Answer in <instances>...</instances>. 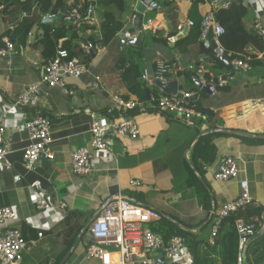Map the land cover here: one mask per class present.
Instances as JSON below:
<instances>
[{
    "label": "crops",
    "instance_id": "1",
    "mask_svg": "<svg viewBox=\"0 0 264 264\" xmlns=\"http://www.w3.org/2000/svg\"><path fill=\"white\" fill-rule=\"evenodd\" d=\"M84 1L64 0L58 13L64 8L63 16L69 15L68 21L75 24V4L79 7ZM157 1L159 9L151 10L146 0H125L124 12H118L114 7L92 5L90 15L95 21L88 24L95 28L83 30L80 22L78 26V32L91 45V41L102 38L100 25L106 11H115L117 18L124 22V29L107 45L101 42L95 47L92 45L94 55L78 34L75 44L80 53L77 57L85 61L89 70L78 79H66L74 90L73 95L59 87L44 85L40 98L21 111L24 117L15 111L6 119L3 112L8 109L7 104L16 101L28 85L40 79L36 63L45 61L40 42L44 30L34 25L27 32L28 18L23 17L22 12L2 13L6 1L0 4V35H4L3 40L11 38L13 43L7 55L0 58V121L6 123L12 148L8 156L12 167L0 169V205L15 206L19 211L17 226L28 242L20 264H101L99 259L87 257L90 241L87 226L108 200L118 194L155 208L161 217L166 216L195 233L198 240H202L196 248L200 264H222L221 250L212 246L208 248L205 243L210 238L213 215L241 195L242 180L248 181L252 200L264 207V102L260 106L253 104L256 99L264 100V62L256 66L250 63L248 70L233 65L232 68L225 65L214 69L211 64L207 66L210 79L231 72L233 80L222 88L207 83L215 88L214 92L198 87L194 79L196 75L191 73L189 76L183 71L187 72L188 65L199 58L200 42L182 40L194 26L184 27L179 34L177 26L188 20L200 22L216 6L209 0L196 9L188 0ZM256 1H242L248 9L244 27L249 31H255L257 19L264 24V0L260 5ZM138 14L145 35L142 46L135 47L124 43L123 37H127V32L131 37L138 34ZM150 19L153 25L147 29L145 26ZM11 25L15 28L11 29ZM176 34L177 41L168 40ZM134 51L142 62L140 79L148 86L144 91L145 98L131 93L122 77V59L129 53L127 60L130 61ZM87 54L91 59L86 57ZM263 55L264 51L258 58L263 59ZM161 63L178 66L177 72H168L161 81H177L178 92L192 91L194 102L214 112L213 127L206 122L208 118L202 125L196 122L187 124L173 113L160 111L155 106L152 97L166 93L154 83L156 78L152 76L146 81L142 75L146 68L153 74ZM97 77L100 80L97 81ZM116 94L141 101L142 104L134 109L115 112L116 116L122 114L135 121L140 136L132 139L114 135L110 158L93 161V171L89 175L77 176L72 171V153L80 147H91L90 113L108 116V109L116 107L113 101ZM36 114L50 119L55 159L43 158L29 169L23 164V153L30 142L24 120ZM205 135L213 136L216 147L213 162L197 160L194 153ZM229 156L236 158L239 174L234 179L218 181L215 173ZM16 176L20 179L15 180ZM132 180H138L139 185H131ZM31 187L51 196L55 204L66 202V207L49 210L44 216L36 208ZM204 190L210 194L208 209L199 200ZM39 233L43 235L39 236ZM245 264H264V235L249 242Z\"/></svg>",
    "mask_w": 264,
    "mask_h": 264
},
{
    "label": "built area",
    "instance_id": "2",
    "mask_svg": "<svg viewBox=\"0 0 264 264\" xmlns=\"http://www.w3.org/2000/svg\"><path fill=\"white\" fill-rule=\"evenodd\" d=\"M167 1L179 2L182 0ZM217 2L218 0H214L212 4L215 5ZM146 3L151 10L160 7L157 0H146ZM229 3L223 6L228 7ZM256 3L260 5L262 2L257 0ZM88 12L90 15L92 9H89ZM27 16L28 13L23 12V17ZM49 16L53 15L50 14ZM75 17H79V14H75ZM94 21L95 18L90 15L89 22ZM152 25L153 20L150 19L145 28L150 29ZM200 25L199 41L203 46V50L197 61L188 65L187 70L195 74L196 78L204 84L210 83L220 88L225 87L233 80V74L231 72L219 74L217 77H211L210 79L207 67L212 55L218 58L221 55H225L227 58L231 55L221 42V36L225 32V28L217 21L214 9L204 15ZM186 26L193 27L195 22L188 20L180 23L177 26V34L181 33ZM10 28L14 29L15 26L11 25ZM254 29L264 40V24L260 19H257ZM177 34L172 35L168 40L177 41ZM125 36L131 37V33L127 32ZM12 47V40L6 38L4 46L0 47V58L5 57ZM90 48L94 49L91 44L88 49L90 50ZM229 61L234 67L244 70L251 67L248 59L232 58ZM36 65L40 69L39 81L28 85L19 94L16 101L7 104L8 109L3 112L4 119L9 117V113L15 111L22 117L23 113L21 111H24L40 98L44 85L49 88L59 87L65 93L73 95L74 90L68 86L66 79H78L89 70L87 64L81 58L71 56L65 48H59L54 58L36 63ZM177 71L178 66L176 64L161 63L153 74L148 68L144 69L142 77L146 81H150L152 76L163 80L168 72ZM98 80H100V77H97ZM192 96V91H182L178 94L152 97V100L160 111L173 113L185 123L193 124L199 120H206L208 117L192 105ZM113 101L116 107L108 109V116L99 115L95 112L90 113L91 147H80L72 153V171L77 176L89 175L93 171V161L110 158L114 145V135L128 136L132 139H137L140 136L139 126L135 121L124 117L122 114L116 116L115 112L116 110L134 109L142 104L141 101L138 99L128 100L118 94L113 96ZM263 102L262 99H256L253 104L260 106ZM24 127L30 140L23 153L24 166L33 169L41 158L54 160L55 153L52 149L50 119L41 114L32 115L24 120ZM11 151L6 123L0 121V169L7 170L12 167L8 159ZM238 174L237 160L235 157L229 156L219 165L215 173V179L228 181L236 178ZM19 179L20 176L15 177V180ZM130 183L133 186L139 185L138 180H132ZM31 189L36 208L44 216L49 210L54 211L66 207V202L60 201L55 204L51 196H47L39 188L31 187ZM241 189L242 192L238 198L226 203L213 216L209 238L212 244L219 234L222 220L253 201L249 194L247 180L241 181ZM160 218V212L151 206L144 205L121 194L113 196L87 226L90 237L87 245V257L97 258L101 264H154L152 261L158 257L165 259L164 264H195L194 256L189 247V240L186 236L172 235L167 240L161 233L150 229L148 224L158 221ZM18 221L19 211L15 206L0 205V264L21 263L22 254L28 242L17 226ZM236 229L239 235L236 264H245V251L251 237L257 232V228L254 224L238 220ZM42 235L43 233H39V236Z\"/></svg>",
    "mask_w": 264,
    "mask_h": 264
},
{
    "label": "trees",
    "instance_id": "3",
    "mask_svg": "<svg viewBox=\"0 0 264 264\" xmlns=\"http://www.w3.org/2000/svg\"><path fill=\"white\" fill-rule=\"evenodd\" d=\"M4 1H6V4L2 9V13H4V11H7L8 13H28L27 32H30L34 25H39V27L44 30V36L40 42L43 45V55L45 60L54 58L59 48L67 49L71 56L79 55L80 52L77 51V45L75 44V40H78L79 38V29L75 28V24L73 22L68 21L69 15L66 14L62 16L59 23L45 24L42 22L44 15L58 14L60 8L64 4V0H0V4L4 3ZM205 1L207 0H192V8L196 9L199 4ZM95 4L105 8L114 7L118 12H124L125 10V0H85L79 7L77 6L78 4H75V8H77V13L79 14V17H76V19L80 20V28L83 30L95 28V26L88 24L90 16L88 10ZM214 10L217 21L225 28V32L221 36V42L226 51L231 53L228 58L230 60H232V58H239L242 60L248 59L253 66L263 63L264 55L262 57L263 59L258 58L259 53L264 51L263 37L256 31H249L244 27V19L248 12L247 7L243 3L230 2L228 7H215ZM103 16L104 18L100 25L102 38L100 40L91 41L94 47L98 42H101L103 45L110 43L118 35V33L124 29L125 26L124 22L117 18L115 11H106ZM200 24L201 21L195 23L193 29L182 40L185 42L199 41L201 34ZM3 38L4 35H0V47L4 46ZM61 40H63L62 43H60ZM162 41H166V39L162 38ZM200 45L203 50L201 43ZM136 52L137 51L131 52L133 58L130 61L127 60L129 53L123 57L122 61L124 62V71L122 77L131 93L142 95V98H145L144 91L148 88V86L146 82L141 81L140 79L142 62L139 60V54ZM86 57L91 59L90 54H87ZM211 64L214 69L225 66L220 58L213 55L211 56V59H209L207 66ZM185 71L186 70L183 72L192 76L190 71ZM190 80L192 81V77H190ZM197 90L198 88H196V91ZM192 105L207 115L208 119L206 122L210 127H213L215 123L213 124L211 122L215 120L214 112L208 108L206 109L199 106L193 100ZM204 122V120H199L196 124L202 125ZM194 153L197 156V160L201 158L205 163L213 162L216 156V147L213 143V136H203L199 140ZM190 170L191 174L194 175V170L191 168ZM209 195L210 194L204 190L202 196L199 197L200 203H202L207 209L210 208V204L207 200L209 199ZM263 213L264 207L252 201L250 204L238 209L222 220L219 234L215 238L214 245H211L209 241H205L208 248L209 246H212V248H219L221 250L222 264H236L239 242V235L236 229L237 221L244 220L246 223L254 224L256 228L259 229L263 223ZM210 223L213 225V217L211 218ZM148 226L151 230L161 233L167 240L172 235L186 236L189 240V247L194 256L195 264H200L196 248L202 240H198L195 233L180 227L172 219L166 216L161 217L158 221L149 223Z\"/></svg>",
    "mask_w": 264,
    "mask_h": 264
},
{
    "label": "water",
    "instance_id": "4",
    "mask_svg": "<svg viewBox=\"0 0 264 264\" xmlns=\"http://www.w3.org/2000/svg\"><path fill=\"white\" fill-rule=\"evenodd\" d=\"M242 1L243 0H220V1H218L216 3V7L223 6L224 4H226L228 2L242 3ZM65 12L66 11L64 10V8H62L61 12L56 14V15L43 17V23H45V24L57 23L59 18H61ZM139 20H140V14H138L137 19H136V21H138V27H139L138 34L135 35L134 37H129V38L128 37H123V42L124 43H128V44L133 45L135 47L142 46V42L144 40L145 33L143 31V25H142L141 22H139ZM79 22H80V20H77L76 23H75V28H77V29H78V26H79ZM78 34L80 35V38L83 41V43L86 45V47H89L90 43L84 37L81 36L80 32H78ZM90 53L92 55L95 54V52H94V50L92 48H90ZM219 58L221 59V61L225 65H227L229 68H232L231 62L229 61V59L225 55H221ZM194 79H195V82L197 83L198 87L203 88L206 91L214 92L215 88L212 85L204 84L202 81H200L196 77ZM154 83L156 85H158L162 89V91H164L166 94L171 95V94H178L179 93L178 92V82L177 81H172V82L169 83V82H165V81H161V80L157 79V80L154 81ZM42 159L43 158H41L40 160H42ZM93 219H94V217H93ZM262 219H263V224H262L261 228L255 233L254 236L251 237L250 241H252L253 239H256V238L264 235V214L262 216ZM152 262L154 264H164L165 259L163 257H160V258L154 259Z\"/></svg>",
    "mask_w": 264,
    "mask_h": 264
},
{
    "label": "clouds",
    "instance_id": "5",
    "mask_svg": "<svg viewBox=\"0 0 264 264\" xmlns=\"http://www.w3.org/2000/svg\"><path fill=\"white\" fill-rule=\"evenodd\" d=\"M259 229H257V231H258Z\"/></svg>",
    "mask_w": 264,
    "mask_h": 264
}]
</instances>
